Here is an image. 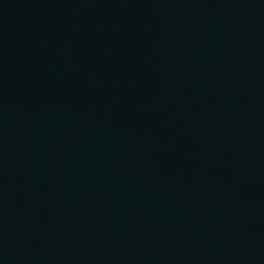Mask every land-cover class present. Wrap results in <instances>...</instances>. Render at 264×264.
Masks as SVG:
<instances>
[{
    "label": "water",
    "instance_id": "1",
    "mask_svg": "<svg viewBox=\"0 0 264 264\" xmlns=\"http://www.w3.org/2000/svg\"><path fill=\"white\" fill-rule=\"evenodd\" d=\"M264 98V0H0V264H183Z\"/></svg>",
    "mask_w": 264,
    "mask_h": 264
}]
</instances>
